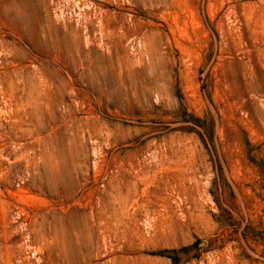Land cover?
I'll use <instances>...</instances> for the list:
<instances>
[{
  "label": "rangeland",
  "instance_id": "obj_1",
  "mask_svg": "<svg viewBox=\"0 0 264 264\" xmlns=\"http://www.w3.org/2000/svg\"><path fill=\"white\" fill-rule=\"evenodd\" d=\"M0 264H264V0H0Z\"/></svg>",
  "mask_w": 264,
  "mask_h": 264
}]
</instances>
